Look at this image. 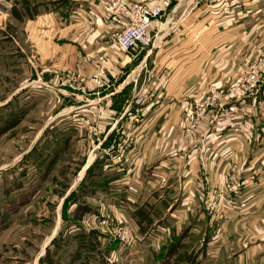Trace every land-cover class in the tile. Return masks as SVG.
<instances>
[{
	"label": "crops",
	"instance_id": "0c3cea01",
	"mask_svg": "<svg viewBox=\"0 0 264 264\" xmlns=\"http://www.w3.org/2000/svg\"><path fill=\"white\" fill-rule=\"evenodd\" d=\"M46 5L49 10L44 12ZM172 6L154 29L157 37L152 47L125 51L115 42L117 28L102 17L95 0H0V17L10 13L16 26L19 22L17 32L22 30L20 18L34 23L35 43L38 34L47 39L42 49L36 44L40 63L48 61L55 69L82 76L85 81L77 91L90 100L82 126H62L70 118L62 115L61 122H51L40 133L26 160L14 167L22 182L20 189L9 187L10 197L23 196L24 208L51 175L75 131L88 129L94 137L88 160L74 171L73 180L54 179L62 187L57 191L58 217L48 221L52 230L37 264L45 254L60 261L56 258L60 252L67 255L64 245L73 246L70 258L83 264L86 253L81 241L90 233L99 249L106 240L111 244L122 240L116 236L117 227L122 237L143 236L140 216L144 217L147 205L168 210L175 204L174 218L187 214L199 221L202 202L195 185L202 168L211 176V184L218 186L232 163L240 166L245 189L236 199L238 204L228 208L220 235L211 237L212 246L221 244L225 254L238 249L239 256L229 258V264H264V121L247 135L202 125L197 135L188 137L183 124L200 93L231 79L220 72L226 55L236 52L230 39H239L237 51L244 48L241 51L247 53V41L249 46H259L258 52L264 50V0H184ZM0 34L1 52L8 49L9 36L17 44L2 25ZM206 38L222 40L202 48ZM222 41H229L228 47L221 46ZM98 71L104 72L102 85L93 80ZM39 75L34 73V79L47 78ZM136 86L139 89L132 93ZM138 97L143 98L141 104L136 102ZM55 132L64 139L52 141L50 134ZM30 171L40 181L34 188L26 186ZM9 226L10 222L1 231ZM251 240L255 244L246 248Z\"/></svg>",
	"mask_w": 264,
	"mask_h": 264
},
{
	"label": "rangeland",
	"instance_id": "374dc122",
	"mask_svg": "<svg viewBox=\"0 0 264 264\" xmlns=\"http://www.w3.org/2000/svg\"><path fill=\"white\" fill-rule=\"evenodd\" d=\"M42 9L44 12L49 10L47 5L42 6ZM26 11L30 13V6L26 7ZM27 12L23 11V13ZM11 18L13 19L10 13L0 17V25L7 32L13 34L17 40L16 44L14 39L9 36L8 43L5 44L8 49L0 51V173L2 176L0 177V198L10 189L9 187L12 189L16 187L14 190L20 189L19 182L22 180L17 178L19 174L17 175L18 172L14 167L26 160L25 155L32 151L34 142L40 137V133L51 122H61L62 115L70 117L66 118L67 121L64 123L62 122V126L75 124L82 126L85 122L82 118L86 117V105H90V100L84 99L82 93L77 91L78 86H81L85 79L73 71L62 72L55 69L56 67L51 66V62L40 63L36 44L42 49V41L47 39L44 40L38 34L37 40L35 37L37 41L35 43L34 23L23 22L18 18L22 22V30L19 33L15 30H18L19 22L16 21V26L15 21H11ZM39 23V25L44 24V22ZM248 33L251 36L249 31ZM249 36L247 38L253 40ZM221 40L222 38H206L200 45L202 48H206L208 45H213L212 41L217 43ZM11 41L13 43L10 44ZM230 41L232 51L236 48V52L226 55L224 69L220 72L227 75L226 79L228 77L231 79L224 84L215 86V88L208 87V89L210 88L208 92L203 90L206 93L204 92L203 95L200 93L199 102L221 89H224L227 95L218 98L205 109L196 130L188 134L186 127L189 120L186 116L197 111L196 101L193 103L191 111L183 117L184 133L188 137L197 135L202 125H205L209 130L217 129L224 133L237 131L243 135H247L254 127L263 125L264 50L258 52L259 46H249L250 42L247 41L246 49L248 51L244 53L241 51L244 48L237 51L239 39H230ZM228 42L222 41L220 45L226 44L228 47ZM218 62L221 63L220 60ZM253 69L259 71L258 87L240 99L231 98L228 94L229 89H234L236 84L248 77ZM34 73L40 74L39 76L42 77L47 75V78L34 79ZM215 77L218 78V76ZM54 79H58L57 82ZM137 89L139 86L132 89V93ZM232 104L237 107L234 119L238 123L233 127L222 129L219 123L222 117L226 116L227 107ZM96 120L95 123L98 122ZM88 131L87 129L85 132L84 128L75 131L71 142L53 166L51 175L41 182L37 194L28 205L21 208L23 196H13L8 202L0 199V264H37V256L41 253L43 243L52 230L48 221L58 217L57 207L61 199L57 191L62 187L57 185L54 179L58 177L61 179L60 181L64 178L67 179L63 180L64 182H67L68 179L72 181L74 171L83 164L82 162L88 160L94 141L93 135H89ZM50 137L52 141L64 139V135L57 132L51 133ZM241 175L240 166L237 163H232L228 169L224 170V174L216 186L211 184L212 178L207 169L202 168L195 185V192L202 202V215L198 216L203 217L199 221L196 220V216L187 214L174 218V215H178L171 214L175 210V204H172L168 210L166 207L164 210H153L152 206L147 205L150 208L146 207L144 217H142L143 214L140 216V223L144 222L141 231L143 236L134 235L125 238L123 235V238L117 233L118 239L122 240H117L113 244L106 240L100 249L97 248L98 246L95 247L94 253L85 249L86 262L83 264H229V258L239 256L238 249L236 251L231 249L229 254H225L223 250L225 247L221 244L219 248H213L214 240L211 237L216 233L220 235L222 221L228 217V208H233L238 204L236 199L245 189V182ZM36 177L35 173L30 171L26 179V186L31 185L34 188V183L40 182ZM216 209L217 211H215ZM16 211L18 213L11 217ZM165 218L168 219L165 221L166 224L164 223ZM8 222H10V226L1 231L8 225ZM114 230L119 231L118 227ZM209 241L211 242L209 243ZM254 244L255 240H251L247 243L246 248ZM107 245L109 246L106 250L105 246ZM64 246L68 247L67 255L64 254V251L60 252L62 255L56 257L60 261L52 260L48 254H45L39 264H46V262L47 264H79L77 259L70 258L74 247Z\"/></svg>",
	"mask_w": 264,
	"mask_h": 264
},
{
	"label": "built area",
	"instance_id": "2783aa9c",
	"mask_svg": "<svg viewBox=\"0 0 264 264\" xmlns=\"http://www.w3.org/2000/svg\"><path fill=\"white\" fill-rule=\"evenodd\" d=\"M101 7V15L109 22H113L117 28L115 34V42L125 51L136 48L146 49L154 44L157 37V32H154L155 27H159L161 21L173 7L174 1L184 0H95ZM264 53V52H263ZM103 72L98 71L93 76L94 83L102 85ZM259 71H253L244 78L240 83L236 84L234 89H229V95L233 99H240L249 92L258 87ZM237 82V81H236ZM235 82V83H236ZM227 95L224 89L208 95L201 102H195L197 111L187 115L186 131L188 134L193 133L197 125L203 118L204 110L212 105L218 98H223ZM143 98L138 97L136 102L142 103ZM235 105H231L226 109V116L222 117L219 126L222 129L237 125L238 121L234 119L236 110ZM0 177L1 173H0ZM213 211V210H212ZM217 211V209L215 210ZM103 223H107L106 219H102ZM119 233V231H118Z\"/></svg>",
	"mask_w": 264,
	"mask_h": 264
},
{
	"label": "trees",
	"instance_id": "16d2710c",
	"mask_svg": "<svg viewBox=\"0 0 264 264\" xmlns=\"http://www.w3.org/2000/svg\"><path fill=\"white\" fill-rule=\"evenodd\" d=\"M10 192H11V190L8 189L6 191V194L4 195L5 197H7V199L4 198L6 202H8L13 197V196L10 197ZM20 197H22V196H20ZM146 218H147V216H146ZM141 227L143 228V226H141ZM93 235H94L93 233H90V235H87V237L81 241V243H83V245H84L83 246L84 250L86 249L90 253H94L96 251L95 250L96 241H95V237Z\"/></svg>",
	"mask_w": 264,
	"mask_h": 264
},
{
	"label": "bare ground",
	"instance_id": "6f19581e",
	"mask_svg": "<svg viewBox=\"0 0 264 264\" xmlns=\"http://www.w3.org/2000/svg\"><path fill=\"white\" fill-rule=\"evenodd\" d=\"M156 39V38H155ZM130 51V50H129ZM103 72V71H102ZM103 76H104V72H103ZM92 158V157H91Z\"/></svg>",
	"mask_w": 264,
	"mask_h": 264
}]
</instances>
